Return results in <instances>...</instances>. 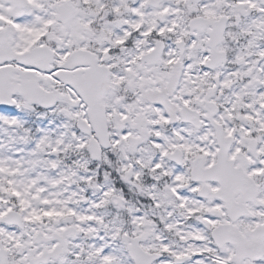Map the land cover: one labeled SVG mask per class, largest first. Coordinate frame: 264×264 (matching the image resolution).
I'll return each instance as SVG.
<instances>
[{"label": "snow or ice", "instance_id": "1", "mask_svg": "<svg viewBox=\"0 0 264 264\" xmlns=\"http://www.w3.org/2000/svg\"><path fill=\"white\" fill-rule=\"evenodd\" d=\"M0 264H264V0H0Z\"/></svg>", "mask_w": 264, "mask_h": 264}]
</instances>
